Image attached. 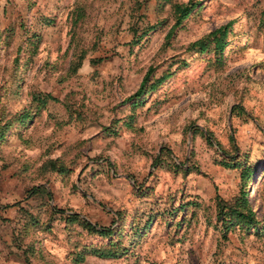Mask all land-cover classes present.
Here are the masks:
<instances>
[{"label":"rangeland","instance_id":"374dc122","mask_svg":"<svg viewBox=\"0 0 264 264\" xmlns=\"http://www.w3.org/2000/svg\"><path fill=\"white\" fill-rule=\"evenodd\" d=\"M188 1L0 0V264H264V0H191L176 25ZM242 190L258 230L223 237L217 202ZM94 246L119 255L74 261Z\"/></svg>","mask_w":264,"mask_h":264},{"label":"trees","instance_id":"16d2710c","mask_svg":"<svg viewBox=\"0 0 264 264\" xmlns=\"http://www.w3.org/2000/svg\"><path fill=\"white\" fill-rule=\"evenodd\" d=\"M171 6L175 10L176 14V20L175 23L178 25L181 23V21L186 18V16L191 12V10L194 7V3L190 0L187 3H181V4H171ZM46 18L47 23H51L53 20L52 17L47 16ZM228 31V25H224L219 27L218 29L213 30L209 34H207L204 37H201L195 41H192L188 47L186 48V55L184 59H182L183 62H188V60L192 59V57L199 55L200 53L205 52L210 48L211 45H213L212 48L215 50L221 51L225 36ZM83 55L79 56L76 61L72 63L71 70L72 72H76L78 67L81 64ZM153 72L152 68H149L147 72L145 73L144 77L142 78L139 86L135 90V92L129 96L127 101H131L133 103V106L138 105L140 103V99L142 96H144L149 90L153 87V82H151V74ZM32 99L37 104H44L48 100H55L56 98L48 93H34L32 95ZM139 99V100H138ZM28 113L24 114L22 113L18 118L20 121H23L26 117H28ZM154 166H156V170H167L176 172L177 170H180V166L177 164H169L166 160L157 158L154 161ZM64 165L58 163V161L50 160L46 162L43 166V169L45 171H53V172H59L63 169ZM250 166L246 165L244 168H242V178H248L251 173ZM34 193H38L39 195H47V190L45 187H40L35 190ZM240 197L234 201V202H226L224 200H218L217 202V220L220 223V227L222 230V236L226 237L227 234L234 229L235 226H241L242 228H245L247 231L251 227L255 229V231L258 230L257 227V220L254 215V212L249 207V204L246 199V191H241ZM72 221H76L79 225H81L83 228H86L89 232L98 233L101 236H105L110 234L112 232L109 228H96L94 225H92L90 222L84 220L78 215H70L69 216ZM119 253L117 250H112L110 248L106 247H88L85 248L83 251H79L76 253L74 261L80 262L85 258V256H95L99 258H116L118 257Z\"/></svg>","mask_w":264,"mask_h":264}]
</instances>
